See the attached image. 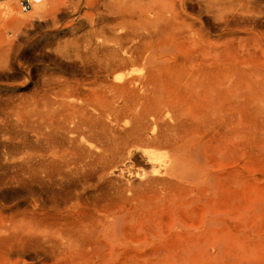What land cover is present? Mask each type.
<instances>
[{
  "label": "bare ground",
  "instance_id": "bare-ground-1",
  "mask_svg": "<svg viewBox=\"0 0 264 264\" xmlns=\"http://www.w3.org/2000/svg\"><path fill=\"white\" fill-rule=\"evenodd\" d=\"M92 1L89 4L86 0L90 6H101L107 11L105 21L82 40L76 36L73 25L66 26L59 32L62 36H73V41L54 50L55 57L82 77L79 83L56 82L64 87L67 100H51L54 105L51 111L38 110V119L32 127L27 119L28 110L22 112L24 105L22 111L21 105H17L11 111L5 107L2 112L1 106H7L8 99L3 101L0 97V199L8 202L5 198L9 195L24 193L10 198L11 205H0V264H28L29 260L30 264H109L112 244L109 224H98L77 214L67 219L54 215L71 193L79 196L69 190L71 184L65 180L63 168L67 163L59 148L61 130L70 134L72 144L79 141L71 148L74 160L98 156L106 161L130 144L166 148L171 155L166 151L159 154L146 151L152 165L159 174L181 169L184 172L178 171V177L185 178L184 175L196 170L193 158L197 152L190 145L201 130L212 131V138L221 145L235 134L251 138L255 119L264 126V10L249 6L253 0L245 3L238 0L239 6L234 11H227L219 0ZM61 2L67 5L71 0H10L1 4L0 56H17L20 41L30 37L36 23L52 24L56 33V7ZM89 15L83 13L92 29L97 24L91 18L94 15ZM203 21L219 31L242 26L240 35L246 38L230 34V38L234 37L228 43L219 41V35L211 43ZM235 41L240 49L234 47ZM51 47L49 42L43 53L50 54ZM135 65L145 69L141 68L142 74L137 68L138 75L128 70ZM17 66L20 67L19 63ZM72 94H82L84 99L78 101ZM64 110L69 112L72 128L64 126ZM92 141L99 142L103 151L95 154ZM48 150H53L54 155H45ZM17 200L26 205L21 211ZM151 264H158L157 260Z\"/></svg>",
  "mask_w": 264,
  "mask_h": 264
},
{
  "label": "rangeland",
  "instance_id": "rangeland-1",
  "mask_svg": "<svg viewBox=\"0 0 264 264\" xmlns=\"http://www.w3.org/2000/svg\"><path fill=\"white\" fill-rule=\"evenodd\" d=\"M9 1L0 0V5L9 3ZM245 1L241 0L243 3ZM87 2L91 4L94 1L87 0ZM87 2L86 0H71L67 5H64V2H61V5L59 2L56 7L58 13V31L56 33L53 31L52 24L44 25V23L39 22L37 24L35 22V33L34 31L31 32L28 39L20 41L17 56H0V97L2 100L8 99V105L1 106L4 109L2 112H5V107L7 111H11L17 105L19 107L21 105L20 108L24 105V111H22L23 108L21 111L25 114L28 110L27 119L34 127V123L38 119V110L51 111L54 107L53 101L67 100L63 95L65 93L64 87L58 85V81L81 82L80 74L64 64L58 57H55L54 50L64 42L73 41V36H62V32H59L66 26L73 25L76 36L82 40L88 32L96 31L101 22L105 21L108 15L107 11L101 6H90ZM219 2L227 11L230 9L231 11L237 10L236 6H239L238 0H219ZM86 3L87 5H85ZM228 3L231 6L226 5ZM249 6L254 9L261 7L264 10V0L250 1ZM83 13L84 16L92 13L91 16H94L91 18L97 25L91 29ZM190 15L197 16L196 13H190ZM203 23L208 28L209 32L206 37L208 36L211 43H215L219 35V41H227L228 43L234 36H236L235 38H246V35H240L242 32L240 30H243L242 26L229 27L223 32L214 28L210 23L209 25L204 21ZM230 34L236 35L230 38ZM49 42L52 45L48 49L50 54H44L43 50L47 49L46 45ZM237 42L234 43L235 48ZM18 63L20 67L17 66ZM139 67L135 65L128 70L133 75H138L136 68L139 71L141 68L142 71L145 70L141 65ZM133 69L135 72L132 71ZM125 71L121 73L124 74ZM140 73L142 74L141 71ZM50 90L55 95L49 93ZM51 95L52 97H50ZM72 95L78 101L84 99L82 94ZM61 108L64 109V106H60L58 109ZM62 113L64 116L66 115L64 126L67 125L65 127L72 128L74 125L70 123V116L67 115L69 112L64 110ZM233 119L236 120L235 117ZM121 123L128 125L125 121ZM203 131L201 130L200 134L196 135L198 137H195V143L190 145L197 152L196 157L193 158V161L196 158L194 161L197 163L196 170L195 172L189 171V177L184 175L185 178H180L177 172H184L183 170H174L175 172L172 174L171 172L159 174L147 156L146 151H153L156 154L166 151L170 154L171 151L166 148L163 150L159 147L152 148L145 147V145L130 144L122 148L118 154L115 153V155L107 157L106 161L98 156L93 159L83 157L74 160L71 148L77 146L79 141L76 140L72 144L70 134L61 130L59 148L62 159L67 163V167L63 168L67 174L65 180L71 184L69 190L77 192L79 196L76 198L71 193L66 198V202L60 206V211L54 215L67 219L69 216L77 214L80 218H88L98 224L103 222L109 224L113 244V246L111 244L109 251L111 257L109 264H151L156 260L158 264H179V259L180 264L182 262L183 264H264V126L260 124L258 119H255L254 132L251 138H247L243 134H235L227 143L221 145H217L212 138V131ZM92 148L95 154L103 151L101 144L97 141H92ZM214 152L216 153L214 154ZM29 153L33 152L30 151ZM45 155L50 157L54 155V152L48 150ZM83 159L84 161L86 159V163ZM86 167L92 169L89 171ZM158 177L164 180L160 182L157 180ZM149 178L153 179L154 182L152 183ZM171 178L172 183L170 182ZM126 193L130 195L127 196ZM22 194L9 195L5 198L8 202L0 199V205H11L13 201L9 202L10 198L24 196V193ZM23 199L28 200L25 197ZM17 201H19L16 204L19 210H23L26 207L25 203L20 200ZM187 249L188 253H186ZM191 249L192 252L189 251ZM26 263L30 264L32 261L29 260Z\"/></svg>",
  "mask_w": 264,
  "mask_h": 264
}]
</instances>
